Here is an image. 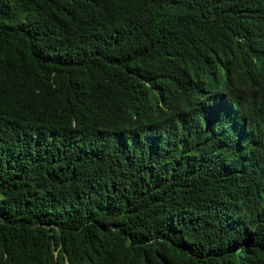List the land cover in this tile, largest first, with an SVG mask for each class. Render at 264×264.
<instances>
[{
	"label": "trees",
	"instance_id": "16d2710c",
	"mask_svg": "<svg viewBox=\"0 0 264 264\" xmlns=\"http://www.w3.org/2000/svg\"><path fill=\"white\" fill-rule=\"evenodd\" d=\"M0 264H264V0H0Z\"/></svg>",
	"mask_w": 264,
	"mask_h": 264
}]
</instances>
